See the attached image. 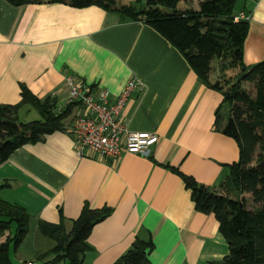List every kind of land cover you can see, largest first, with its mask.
Masks as SVG:
<instances>
[{
  "label": "crops",
  "instance_id": "1",
  "mask_svg": "<svg viewBox=\"0 0 264 264\" xmlns=\"http://www.w3.org/2000/svg\"><path fill=\"white\" fill-rule=\"evenodd\" d=\"M185 5L184 0L177 3L178 8ZM234 9L250 15L242 61L264 58V0H239ZM65 75L93 91L107 89L109 101L127 80L137 81L119 120L128 130L155 133L156 140L145 154L122 148L115 157L79 155L70 131L72 116L82 110L77 101L62 118L61 129L14 148L0 162V198L28 214L27 231L12 248L17 260L34 264L31 259L54 245L39 230V221L56 223L61 215L68 229L84 202L106 205L110 212L92 225L78 264H110L135 237L152 243L151 264L220 259L227 244L216 219L194 207L189 190L169 167L222 192L217 186L222 164L236 160L238 153L235 141L213 124L220 92L202 83L182 54L142 21L122 19L95 4L0 0V102H17L22 83L38 99L53 98L60 106L68 89ZM32 109L37 117L31 118ZM20 111L22 121L40 117L28 103L18 107L17 116Z\"/></svg>",
  "mask_w": 264,
  "mask_h": 264
},
{
  "label": "trees",
  "instance_id": "2",
  "mask_svg": "<svg viewBox=\"0 0 264 264\" xmlns=\"http://www.w3.org/2000/svg\"><path fill=\"white\" fill-rule=\"evenodd\" d=\"M13 5L44 0H7ZM73 6L98 5L118 12L122 19L139 20L150 25L166 38L184 57L197 78L220 92L221 100L214 110V127L236 143L237 159L223 163L224 173L217 186L198 182L174 166L189 190L194 207L212 213L217 229L227 244V252L208 264H264V58L250 64L242 61V42L247 21L233 19L236 0H47ZM216 68L217 74L210 79ZM230 70V71H228ZM221 75V77H220ZM248 82L252 92L243 86ZM20 98L15 103L0 102V162L26 142L41 140L44 134L62 128V118L69 112L68 104L55 110L53 98L38 99L20 83ZM228 104L222 121L220 109ZM28 103L40 117L28 121L18 119L17 109ZM1 186V185H0ZM251 203V205H249ZM110 212L106 205L90 207L82 204L79 214L65 229L59 221H39V230L54 239V245L37 256L36 264H78L88 247L85 239L92 225ZM27 212L19 205L0 198V264H15L8 253L27 231ZM149 240L135 237L131 245L110 264H151L147 254Z\"/></svg>",
  "mask_w": 264,
  "mask_h": 264
},
{
  "label": "built area",
  "instance_id": "3",
  "mask_svg": "<svg viewBox=\"0 0 264 264\" xmlns=\"http://www.w3.org/2000/svg\"><path fill=\"white\" fill-rule=\"evenodd\" d=\"M249 18V13L244 10L233 15L234 20ZM64 82L68 85L67 94L55 110L80 102L82 110L72 116L70 127L77 154L90 152L101 157H115L122 148L131 153H147L156 140L155 133L128 130L119 120V112L130 91L139 84L137 81L127 80L112 101H109L105 88L93 91L91 86L72 75H65Z\"/></svg>",
  "mask_w": 264,
  "mask_h": 264
},
{
  "label": "rangeland",
  "instance_id": "4",
  "mask_svg": "<svg viewBox=\"0 0 264 264\" xmlns=\"http://www.w3.org/2000/svg\"><path fill=\"white\" fill-rule=\"evenodd\" d=\"M238 1H239V0H236L235 4L238 3ZM228 71H230V70H228ZM212 72H213V75H216V74H217V70H216V68H214ZM220 77H221V75H220ZM243 86H244L245 88H247L250 92H252V86H251L250 83H248V82H243ZM227 110H228V104H227L226 102H223L222 105H221V109H220V115H221V117H222V121H223L224 118L226 117ZM31 113L33 114V115L31 114V116H32L31 118L37 117V112H36L34 109L31 110ZM22 118H23V112L20 111V112H18V119H19V120H22ZM249 205H251V203H249ZM8 252H9V255H10L12 261H13L15 264H23L21 261H18V260H17V257H16V256H14V255L12 254L11 243L9 244V250H8ZM31 261H33L32 263L36 264V263L38 262V259H37V258H36V259H31Z\"/></svg>",
  "mask_w": 264,
  "mask_h": 264
}]
</instances>
